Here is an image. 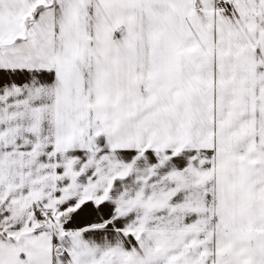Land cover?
<instances>
[{
  "label": "snow or ice",
  "instance_id": "obj_1",
  "mask_svg": "<svg viewBox=\"0 0 264 264\" xmlns=\"http://www.w3.org/2000/svg\"><path fill=\"white\" fill-rule=\"evenodd\" d=\"M0 264H264V0H0Z\"/></svg>",
  "mask_w": 264,
  "mask_h": 264
}]
</instances>
